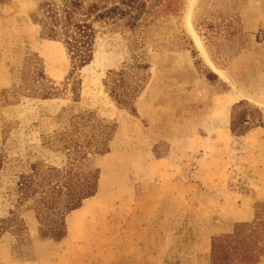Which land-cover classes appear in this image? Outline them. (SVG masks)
Masks as SVG:
<instances>
[{
    "label": "rangeland",
    "instance_id": "obj_1",
    "mask_svg": "<svg viewBox=\"0 0 264 264\" xmlns=\"http://www.w3.org/2000/svg\"><path fill=\"white\" fill-rule=\"evenodd\" d=\"M43 1L0 0V215L21 221L0 264H212L237 223L263 221L264 238V0H106L124 14L77 69L33 20ZM31 66L53 96L27 86ZM76 124L103 128L107 150H75ZM72 163L99 174L78 208L66 188L20 202L24 176Z\"/></svg>",
    "mask_w": 264,
    "mask_h": 264
},
{
    "label": "trees",
    "instance_id": "obj_2",
    "mask_svg": "<svg viewBox=\"0 0 264 264\" xmlns=\"http://www.w3.org/2000/svg\"><path fill=\"white\" fill-rule=\"evenodd\" d=\"M118 13L124 14L118 6L108 7L106 0H45L33 12L32 18L41 25L47 38L59 40L65 45L73 69H77L90 63L94 58L95 43L99 31L98 24L107 23L111 18L116 17ZM28 74L24 79L27 86L39 84L40 82L44 86L43 90L37 95L43 98L53 96L51 86L44 81L46 77L43 71L35 70V67L31 66ZM118 76H121L120 78L117 77L118 80L123 79L125 81L123 72H119ZM121 86V84L114 86L112 90L116 96H119L121 103L129 106L131 99L126 96V91L123 90L119 93L117 90ZM245 119H242L243 123H245ZM75 129L73 133L75 150L81 148L92 149V147H95L97 152L107 150V139L103 135V128L95 129L93 127L90 134L84 132L82 127L80 129L77 124ZM74 168L75 165L72 163L66 170L49 168L42 174L41 178H35L39 174L38 170L30 176H24L19 183L21 190L20 202L30 196L39 194L37 201L50 207L59 200V197L63 194L61 193L62 189L66 188L68 202L64 204V210L78 208L84 199L97 193L99 174L79 175L73 172ZM53 183H57V185ZM58 183H61V185L58 186ZM11 215L9 217L0 215V236L4 231L13 229V223L18 225L19 229L16 231H20L21 221L19 222L15 212ZM261 223L263 221L258 222V219L253 222L237 223L233 234L213 237L211 247L212 264L258 263L264 255V238L257 231ZM246 229L251 230L250 233L244 234ZM18 233L21 234V232ZM44 235L49 234L45 232ZM65 235L66 230L63 225L51 231V237L56 240H60Z\"/></svg>",
    "mask_w": 264,
    "mask_h": 264
},
{
    "label": "crops",
    "instance_id": "obj_3",
    "mask_svg": "<svg viewBox=\"0 0 264 264\" xmlns=\"http://www.w3.org/2000/svg\"><path fill=\"white\" fill-rule=\"evenodd\" d=\"M0 8L2 9V6L0 5Z\"/></svg>",
    "mask_w": 264,
    "mask_h": 264
}]
</instances>
